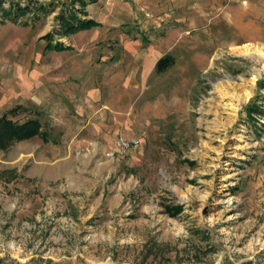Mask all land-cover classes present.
Instances as JSON below:
<instances>
[{"label": "rangeland", "instance_id": "rangeland-1", "mask_svg": "<svg viewBox=\"0 0 264 264\" xmlns=\"http://www.w3.org/2000/svg\"><path fill=\"white\" fill-rule=\"evenodd\" d=\"M1 1L55 5L0 16V115L51 139L0 149V264H264V0H100L70 35L67 0Z\"/></svg>", "mask_w": 264, "mask_h": 264}, {"label": "trees", "instance_id": "trees-1", "mask_svg": "<svg viewBox=\"0 0 264 264\" xmlns=\"http://www.w3.org/2000/svg\"><path fill=\"white\" fill-rule=\"evenodd\" d=\"M96 0H67L68 3L63 1L62 11L57 15L59 28L57 33L60 35H70L79 31L92 29L100 25L98 21L93 18H87L86 7L88 4ZM34 2V3H33ZM78 4V5H77ZM54 2L48 5L30 1L26 4L21 2H10V6L6 7L4 2L0 0V16L1 20L10 19L17 21L29 13L39 17V14H49L52 11ZM44 38L50 39L49 47L55 50L70 49V46H65L62 42L54 43L52 40L54 35L48 33ZM175 64V57L171 54H165L159 58L155 65L157 73L167 71ZM247 120H258L260 116L264 115V109L256 103H251L246 106ZM27 111V107L17 105L12 107L0 115V149L7 150L13 146L14 143L28 140L34 137H39L45 142H49L50 134L44 129V125L39 117H26L23 120L16 119L19 114ZM166 211L171 215H176L181 212L180 205H165Z\"/></svg>", "mask_w": 264, "mask_h": 264}, {"label": "built area", "instance_id": "built-area-1", "mask_svg": "<svg viewBox=\"0 0 264 264\" xmlns=\"http://www.w3.org/2000/svg\"><path fill=\"white\" fill-rule=\"evenodd\" d=\"M140 143L139 139L128 138L124 136H120L115 145V149L109 153L110 156H114L116 154L121 156L128 155L135 147H137Z\"/></svg>", "mask_w": 264, "mask_h": 264}, {"label": "crops", "instance_id": "crops-1", "mask_svg": "<svg viewBox=\"0 0 264 264\" xmlns=\"http://www.w3.org/2000/svg\"><path fill=\"white\" fill-rule=\"evenodd\" d=\"M127 1L130 2V1H132V0H127ZM135 1H136V0H135ZM98 2H100V0H96L95 2H93V3H91V4L95 5V4L98 3ZM87 6H89V4H88ZM117 15H118V17H119L120 15H123V14H122L121 11H120V12L118 11V14H117ZM93 19H95V18H93ZM95 20L98 21L97 19H95ZM98 22H99L100 24H102L100 21H98ZM99 26H100V25H99ZM99 26H98V27H99ZM161 56H162V55H161ZM161 56H160L159 58H161ZM156 61H157V60H156ZM155 65H156V62H154V65L152 64V66H149V67L155 69ZM148 73H149V72H148ZM148 73H147V74H148ZM53 161H54V160H53Z\"/></svg>", "mask_w": 264, "mask_h": 264}, {"label": "bare ground", "instance_id": "bare-ground-1", "mask_svg": "<svg viewBox=\"0 0 264 264\" xmlns=\"http://www.w3.org/2000/svg\"><path fill=\"white\" fill-rule=\"evenodd\" d=\"M244 32H245V31H244ZM244 34H245V33H244ZM246 34H247V33H246ZM246 34H245V35H246ZM247 35H248V34H247Z\"/></svg>", "mask_w": 264, "mask_h": 264}]
</instances>
